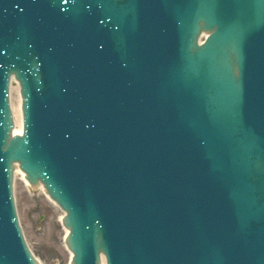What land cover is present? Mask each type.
I'll return each mask as SVG.
<instances>
[{
    "label": "water",
    "instance_id": "1",
    "mask_svg": "<svg viewBox=\"0 0 264 264\" xmlns=\"http://www.w3.org/2000/svg\"><path fill=\"white\" fill-rule=\"evenodd\" d=\"M16 163L73 264H264V0H0V264H39Z\"/></svg>",
    "mask_w": 264,
    "mask_h": 264
},
{
    "label": "rangeland",
    "instance_id": "2",
    "mask_svg": "<svg viewBox=\"0 0 264 264\" xmlns=\"http://www.w3.org/2000/svg\"><path fill=\"white\" fill-rule=\"evenodd\" d=\"M13 103L21 114L19 86L15 81ZM14 195L26 240L40 264H72L71 252L65 245L67 231L61 222L64 213L48 198L45 189H30L18 174L15 176Z\"/></svg>",
    "mask_w": 264,
    "mask_h": 264
},
{
    "label": "bare ground",
    "instance_id": "3",
    "mask_svg": "<svg viewBox=\"0 0 264 264\" xmlns=\"http://www.w3.org/2000/svg\"><path fill=\"white\" fill-rule=\"evenodd\" d=\"M20 104V101H19ZM14 117H15V123H16V128H15V133L16 134H22V128H23V122H22V118H21V114L18 112L17 108L14 106ZM16 169H18L17 173H16V177L18 174L22 175V180L24 181V183L30 188H34L32 187L28 181L26 180L25 174L20 170V168L18 166H16ZM41 188L44 189V186L40 184ZM37 188V187H36ZM49 198V197H48ZM54 203V202H53ZM55 204V203H54ZM67 234H68V230L66 229ZM103 264H106V260L105 258H103Z\"/></svg>",
    "mask_w": 264,
    "mask_h": 264
}]
</instances>
